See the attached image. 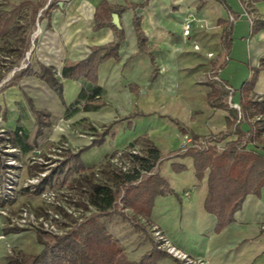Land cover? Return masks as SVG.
<instances>
[{
    "label": "rangeland",
    "instance_id": "1",
    "mask_svg": "<svg viewBox=\"0 0 264 264\" xmlns=\"http://www.w3.org/2000/svg\"><path fill=\"white\" fill-rule=\"evenodd\" d=\"M51 1L57 0H0V91L22 69L36 65L34 50L41 44L43 34L39 24L47 13L45 4ZM164 5L170 12L178 9L177 3L167 0ZM222 12L218 3L193 4L183 11L179 28L156 23L152 12L148 14L147 28L158 75L150 78L151 60L146 53L137 52L121 71L120 86L113 82L111 88L102 90L101 98L107 106L87 110V106L97 104L96 99L92 104L80 100L70 107V113L49 120L41 131L40 121L35 122L27 130L32 146L27 152L15 144L9 133L13 129L3 124L6 111L1 112L0 264H10L24 253H40L44 246L37 239L38 228L63 234L96 212L77 165L93 166L96 179L102 182L115 174L135 170L145 177L150 173L142 169V161L153 146L162 145L163 162L171 150L181 146L210 140L223 148L226 141L235 137L234 126L226 123L228 109L217 105L223 102L231 107L237 99L235 95L231 100L226 96L225 86L215 75L214 60L221 62L226 57L221 44ZM162 17L166 18L163 14ZM187 18L191 20L188 34L183 29ZM132 82L139 84L136 93L130 91ZM213 87L219 88L222 95L210 99ZM131 111L133 115L122 118ZM171 117L182 120L200 134V139L195 142L190 131L182 134ZM129 120L131 125L127 123ZM88 144L89 147L81 149ZM165 163L161 165V173L175 186L181 182L187 186L195 180L191 170H186L180 182H176L167 175ZM158 164L154 171H158ZM71 165L74 170L66 178ZM189 191L186 189L184 193ZM121 209L141 221L147 231L115 211L101 217L115 237L123 236L124 229L127 235L134 230L129 238L153 239L161 250L183 264L187 261L203 264L186 253L188 259L183 258L184 252L179 249L181 257L171 254L164 240L172 242L164 232L165 239L157 235L162 230L158 224L123 204Z\"/></svg>",
    "mask_w": 264,
    "mask_h": 264
},
{
    "label": "crops",
    "instance_id": "2",
    "mask_svg": "<svg viewBox=\"0 0 264 264\" xmlns=\"http://www.w3.org/2000/svg\"><path fill=\"white\" fill-rule=\"evenodd\" d=\"M101 1L57 0L45 4L47 13L39 24L43 30L40 38L41 44L34 50L36 65H29L32 72L21 75L16 83H12L15 76L24 70L22 69L11 77L10 83L0 91V114L4 110L6 111L3 119V124L6 127L13 130L22 128L28 134L27 130L30 131L33 124L40 121L39 131H41L49 120L59 118L64 113H70V107L79 99L90 104L91 101L87 102L86 98L81 99L83 90L88 93L95 86H100L102 90L108 89L113 86V82L116 83V87H119L121 71L137 52L146 53L150 60L151 55L154 56L158 65L156 56L152 52L151 38L147 28L148 14L150 15L151 12L156 23L171 25L175 28H179L183 11L197 3L199 6L211 2L220 4L224 12L220 20L223 21L231 22L229 15L233 14L217 0H167L170 3L178 4V9L174 12L168 11L164 0H150L146 6L137 9H134L130 4L141 3L144 0H106L111 4L127 6L117 13V26L123 27L125 32L124 39L120 41L119 58L110 57L98 64V82L96 84L84 76L63 77L61 71L65 64L87 57L93 46L105 45L116 38L115 29L111 26L104 25L97 29L94 27L96 24L95 11ZM227 2L231 10L239 13V16L234 15L235 20L231 22L233 24L231 49L226 58V65L218 71V77L234 88L240 89L246 81L250 80L253 74L252 67H259L264 57V0L256 2L227 0ZM136 12L142 16V26L148 37L149 52L139 51L138 48L133 25ZM162 14L166 18L162 17ZM258 24L262 25L256 28ZM151 64L153 69L150 78L154 79L158 73L156 76L153 75L155 65L152 60ZM44 66L57 68L56 73L62 83V94H58L48 81L39 76ZM139 88L137 83L130 84L132 93H136ZM254 93L264 97V67L258 71ZM240 96V92L237 91L235 102L239 104ZM101 100L104 101V104L98 107L108 105L106 100L102 98ZM38 110L48 114V116L43 115V123H41V119L39 120ZM133 113L131 111L122 118L131 116ZM170 119L178 130L179 127L175 121L182 122L188 131L194 132L182 120L173 117ZM127 123L131 125L130 120ZM241 126L244 130L249 129V124L246 121ZM257 145V149L264 153V133L263 140ZM161 146L159 144L158 147L163 152ZM179 152L178 149L171 150L169 152L171 154L167 156L168 159L164 160L167 175L172 176L176 182H180L184 172L191 170L195 180L187 186L183 185V182L175 186L161 173V165L164 162L161 157L158 171L168 180L175 193L168 192L155 198L150 220L161 227L177 249L201 260L203 264H264V186L259 194H248L242 207L236 211L234 220L222 230L217 231V217L214 213L207 211L204 205L208 193V173L199 180L195 175L193 158L180 156ZM178 163L185 164L186 168L176 171L173 166ZM186 189H190L188 194L184 193ZM194 191L196 192L194 193ZM125 231L127 230L124 229L123 236L118 238L125 246L130 259L139 260L153 247L152 240L139 238L135 241L134 236L128 237V235L134 234V230H129L128 235L124 233ZM157 264H177V260L172 256H167Z\"/></svg>",
    "mask_w": 264,
    "mask_h": 264
},
{
    "label": "trees",
    "instance_id": "3",
    "mask_svg": "<svg viewBox=\"0 0 264 264\" xmlns=\"http://www.w3.org/2000/svg\"><path fill=\"white\" fill-rule=\"evenodd\" d=\"M150 0H144L141 3L130 4L134 9L144 7ZM228 8L236 17L239 13L231 10L227 0H217ZM256 2L260 0H250ZM127 6L123 4H111L102 0L95 11V28L109 25L115 29L116 38L105 44L93 46L89 55L73 63L65 64L62 67L63 77L84 76L93 84L98 82L97 69L98 64L110 57L119 58L120 41L124 39L125 32L123 27H118L113 21V12L119 13ZM223 25L222 47L225 59L221 62L214 60L215 74L218 75L219 69H222L227 63V57L231 49V34L233 24L229 21L220 20ZM139 51L149 52L148 37L142 26V16L137 12L133 18ZM262 24H258L256 28ZM264 25V23H263ZM155 68L153 75L156 76L159 67L155 57L151 55ZM264 67V57L259 67H252L253 74L250 80L246 81L240 89L235 88V93L240 92L241 120L238 122L239 110L235 107H229L220 102L219 107L227 108L229 114L227 123L234 126L235 137L226 141L223 148H219L217 142L209 144L207 147L181 146L178 148L180 156H191L193 158L195 175L201 180L208 170L207 184L208 193L205 199V208L214 213L217 217L216 230L220 231L234 220L235 213L239 210L245 198L250 193L259 194L264 186V153L257 149L258 142L263 140L264 133V97L257 96L254 93V87L257 80V74L260 68ZM32 69L28 66L15 79L11 81L16 83L18 78L31 73ZM39 76L50 83L58 94H62V83L56 73V69L43 67ZM224 84H228L221 80ZM102 88L95 86L89 92L81 93V99L86 98L87 102L96 99L97 104L87 106V108L98 107L104 104L101 100ZM228 96V92H225ZM219 88L213 87L209 93V98L213 99L221 96ZM80 101V99H79ZM39 119L43 123V111L38 110ZM246 121L249 129L244 130L242 123ZM182 134L189 131L182 122L175 121ZM43 125V124H42ZM22 129V128H21ZM20 128L10 131L18 146L27 152L31 149L28 143V134L23 133ZM23 130V129H22ZM192 133V139L196 142L200 139V134ZM93 143V142H92ZM91 143V144H92ZM100 143V142H99ZM90 144L84 148L89 147ZM82 148V149H84ZM161 150L158 146L150 148L149 153L142 161V169L150 174L141 176L139 170L133 172H121L115 174L108 181L96 179V172L93 166L77 165L76 169L83 172L82 178L88 185L90 194V203L95 207L96 212L86 216L63 234L53 233L43 228L37 229V239L43 244V249L36 254H22L10 264H157L161 259L169 256L165 250H161L153 239V247L144 253L139 260H132L128 257L125 246L113 235L109 228L101 220L104 215H109L115 211L127 217L135 226L141 227L147 231L146 226L136 217L126 214L122 209L130 207L135 214H143L150 220V216L155 204V198L160 194L168 192L175 193L168 180L154 167L161 161ZM176 171H182L186 168L185 164H174ZM74 166H70L66 172V178L71 175ZM112 181V183H109ZM121 205V206H120ZM42 233L49 236L47 239ZM177 264H183L177 259Z\"/></svg>",
    "mask_w": 264,
    "mask_h": 264
},
{
    "label": "built area",
    "instance_id": "4",
    "mask_svg": "<svg viewBox=\"0 0 264 264\" xmlns=\"http://www.w3.org/2000/svg\"><path fill=\"white\" fill-rule=\"evenodd\" d=\"M229 20L231 22H233L235 20L234 14H230L229 15ZM183 29H184V32L186 34L190 33V30H191V20L190 19H188V18L185 19V21L183 22ZM216 76H218V75H216ZM224 86H225L226 91L228 92V97L231 100L232 97L235 95V88L232 85H230V84H224ZM231 106L235 107V108H237L239 110V118H238V122H239L241 120V112H240L241 106H240V104L238 102H235V101L231 104ZM212 143H214V142H212L210 140H199V142L193 144V146H196V147H207L209 144H212ZM157 235H159V237H161L162 239H165V235L163 234L162 230L161 231L158 230L157 231ZM164 241L166 242V244L168 246V250L170 251L171 254L177 255V256L181 255V254H179V250H177V248L175 246H172V244L170 242H168V240L165 239ZM182 257L188 259L187 255L185 253L182 254ZM186 264H191V263L189 261H187Z\"/></svg>",
    "mask_w": 264,
    "mask_h": 264
},
{
    "label": "water",
    "instance_id": "5",
    "mask_svg": "<svg viewBox=\"0 0 264 264\" xmlns=\"http://www.w3.org/2000/svg\"><path fill=\"white\" fill-rule=\"evenodd\" d=\"M113 21L117 24V13L113 14Z\"/></svg>",
    "mask_w": 264,
    "mask_h": 264
}]
</instances>
